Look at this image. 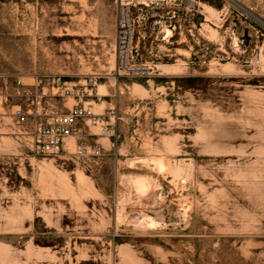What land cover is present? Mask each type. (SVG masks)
Listing matches in <instances>:
<instances>
[{
	"label": "rangeland",
	"instance_id": "374dc122",
	"mask_svg": "<svg viewBox=\"0 0 264 264\" xmlns=\"http://www.w3.org/2000/svg\"><path fill=\"white\" fill-rule=\"evenodd\" d=\"M119 1L0 0V264H264V0L160 1L133 70ZM37 74L60 81L36 109ZM65 86L117 113L81 124L98 158L12 134L18 108L68 111Z\"/></svg>",
	"mask_w": 264,
	"mask_h": 264
},
{
	"label": "built area",
	"instance_id": "2783aa9c",
	"mask_svg": "<svg viewBox=\"0 0 264 264\" xmlns=\"http://www.w3.org/2000/svg\"><path fill=\"white\" fill-rule=\"evenodd\" d=\"M164 0H120L117 10V57L120 68L130 67V61L141 56L140 46L136 44V28L146 24L147 11L154 8ZM188 10L195 8V3L187 5ZM60 77L56 75L35 76L34 91L26 92L31 98V104L37 106L48 96L47 88L58 86ZM17 84L27 86L21 77H18ZM87 91L65 86L60 96H73L75 103L66 112H54L50 117L43 120L42 114L37 110L34 113L25 112L18 108L14 112L15 126L12 134L18 141L31 150L35 156L52 157L61 159L83 160L98 158L102 155V146L98 143L86 141L82 125L86 119L93 123H104L106 131L113 134L117 113L114 109L108 110L106 114H97L92 110L87 100ZM1 98V96H0ZM29 116H33L31 125L28 126ZM72 140H76L74 150H69Z\"/></svg>",
	"mask_w": 264,
	"mask_h": 264
},
{
	"label": "bare ground",
	"instance_id": "6f19581e",
	"mask_svg": "<svg viewBox=\"0 0 264 264\" xmlns=\"http://www.w3.org/2000/svg\"><path fill=\"white\" fill-rule=\"evenodd\" d=\"M213 11V10H212ZM41 169H42V167H41ZM45 169V168H44Z\"/></svg>",
	"mask_w": 264,
	"mask_h": 264
}]
</instances>
